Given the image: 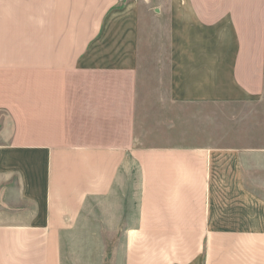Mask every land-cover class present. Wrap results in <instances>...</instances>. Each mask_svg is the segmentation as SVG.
I'll list each match as a JSON object with an SVG mask.
<instances>
[{"label": "crops", "instance_id": "obj_1", "mask_svg": "<svg viewBox=\"0 0 264 264\" xmlns=\"http://www.w3.org/2000/svg\"><path fill=\"white\" fill-rule=\"evenodd\" d=\"M263 164L264 0H0V264H264Z\"/></svg>", "mask_w": 264, "mask_h": 264}, {"label": "rangeland", "instance_id": "obj_2", "mask_svg": "<svg viewBox=\"0 0 264 264\" xmlns=\"http://www.w3.org/2000/svg\"><path fill=\"white\" fill-rule=\"evenodd\" d=\"M261 176H264V164H263V172H261L260 173V177ZM264 178V177H263ZM260 179V180H258V183H259V186H258V188H257V194H258V197L260 198V199H263L264 200V179ZM2 198V197H1ZM0 213H1V211H0ZM108 246H110V244H108V243H101V242H99V244H98V249H99V251H101V250H103V249H106V248H108ZM97 260H93V259H89V260H87V259H81L80 260V262H79V264L81 263V264H90L91 262L93 263V262H96ZM99 261H101V260H99ZM105 261V260H104ZM104 264V263H103Z\"/></svg>", "mask_w": 264, "mask_h": 264}]
</instances>
